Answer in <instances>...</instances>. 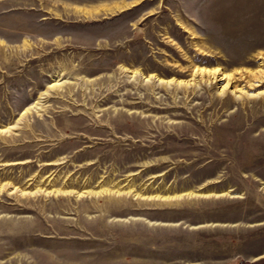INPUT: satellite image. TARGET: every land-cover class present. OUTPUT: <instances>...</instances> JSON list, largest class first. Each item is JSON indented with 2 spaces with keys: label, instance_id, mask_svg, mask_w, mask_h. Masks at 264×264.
Instances as JSON below:
<instances>
[{
  "label": "rangeland",
  "instance_id": "rangeland-1",
  "mask_svg": "<svg viewBox=\"0 0 264 264\" xmlns=\"http://www.w3.org/2000/svg\"><path fill=\"white\" fill-rule=\"evenodd\" d=\"M263 77L264 0H0V264H264Z\"/></svg>",
  "mask_w": 264,
  "mask_h": 264
},
{
  "label": "bare ground",
  "instance_id": "bare-ground-1",
  "mask_svg": "<svg viewBox=\"0 0 264 264\" xmlns=\"http://www.w3.org/2000/svg\"><path fill=\"white\" fill-rule=\"evenodd\" d=\"M205 72H208V74H211V76H213L214 74H215V70H205V69H200L199 70V73L200 74H202V73H205ZM207 74V73H206ZM141 75L139 74V73H137V72H134V73H132V75L130 76L133 80H136V78L137 77H140ZM261 77V76H260ZM143 78L144 77H142V80H143ZM154 78H156V79H154ZM264 78V77H263ZM144 82L145 83H147V84H149L150 82H152V84L154 85V86H161V84L162 83H164V80L163 79H161V78H157V77H154V76H147L145 79H144ZM166 83L167 84H171V82H170V80L167 82L166 81ZM229 83V79L225 82V84L227 85ZM177 86H180L181 85V82L180 81H178L177 83ZM55 85H57V84H55ZM55 85H52V87L53 86H55ZM30 111V107H27L26 109H25V111L23 112V113H27V112H29ZM62 191V190H61ZM61 191H59L60 193H65V192H61ZM105 190H101V193L102 192H104ZM116 192H119V191H116ZM229 193H230V191L228 190V191H221V192H204L203 194L201 193V194H198V193H194L193 191H188V192H185V194H182V193H180V194H174V195H171V197H169V196H166V197H164L163 199H165V200H170V199H174V200H176V201H178L180 198H183L185 195H186V197H189V196H192V195H200V196H202V197H207V196H211V195H213V196H220V195H224V194H228L229 195ZM159 198V197H158Z\"/></svg>",
  "mask_w": 264,
  "mask_h": 264
}]
</instances>
